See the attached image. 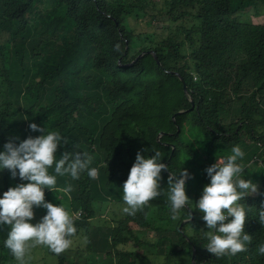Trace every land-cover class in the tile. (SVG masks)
Instances as JSON below:
<instances>
[{
	"label": "trees",
	"instance_id": "trees-1",
	"mask_svg": "<svg viewBox=\"0 0 264 264\" xmlns=\"http://www.w3.org/2000/svg\"><path fill=\"white\" fill-rule=\"evenodd\" d=\"M263 14L264 0H0V147L39 135L31 122L60 131L68 143L57 154L87 151L99 173L58 176V190L45 189V199L62 195L71 212L108 210L113 220L117 211L124 219L107 232L112 252L93 249L81 234L80 257L95 253L99 264H264L256 252L264 225L255 216L264 207V178L248 165L264 163V21L253 20ZM234 144L245 153L244 178L258 185L241 201L251 207L244 231L252 241L245 251L215 257L203 246L201 211L185 205L189 220H170L167 172L191 173L186 193L195 202L209 181L206 167ZM152 147L169 167L161 173L165 192L122 218L123 181L137 151L151 155ZM0 174V191L22 182L7 169ZM34 211L39 218L46 212ZM0 225V264H16L2 244L8 228ZM44 247V262L67 264Z\"/></svg>",
	"mask_w": 264,
	"mask_h": 264
},
{
	"label": "clouds",
	"instance_id": "clouds-1",
	"mask_svg": "<svg viewBox=\"0 0 264 264\" xmlns=\"http://www.w3.org/2000/svg\"><path fill=\"white\" fill-rule=\"evenodd\" d=\"M28 127L40 134L28 135L24 139L9 138L0 147V171L7 169L12 177L18 176L22 181L0 191V224L10 225L6 238L2 239L3 248L7 249L16 264H29L30 250L36 245H44L51 252L60 253L65 263L72 264L74 247L84 242L82 234L93 249L100 247L98 251L112 252L114 238L107 232L113 231L124 220H118L117 211H114L112 220L107 214L108 210L87 215L83 210L71 212L60 201L63 197H57L55 203L45 199V189L55 193L58 190V176L67 174L75 180L86 172L90 179L97 178V167L90 166L93 155L75 149H66L58 155V147L68 143L67 137L58 130L41 127L36 122L29 123ZM17 139L19 142H15ZM143 151L146 153L149 149ZM151 152V155H147L142 154L141 150L137 151L127 178L123 181L122 218L135 215L151 199L165 192V188L160 187L161 173L169 167L162 162L163 155L158 148L152 147ZM244 156L239 144H234L226 155H216L215 161L205 169L209 181L204 184L195 202L186 193V181L191 173L184 167L176 173L167 172L166 195L170 220L179 223L189 220L191 213L185 205L201 211V219L207 228L206 231H200L206 241L203 246L215 257L245 251L252 241L251 234L244 231L246 220L252 216L251 207L241 201L246 195L255 193L258 185L244 178ZM250 162L254 165V172L264 178V163ZM0 177V184L4 185L1 174ZM68 190V187L64 188V192ZM34 206L46 209L35 223L32 222ZM182 210H186V218L182 217ZM84 216H87L86 219ZM255 216L264 225V207L257 209ZM103 220L109 222L103 223ZM80 225L84 230L80 229ZM76 232L80 238L72 239ZM256 252L264 255V242L257 245ZM94 254L91 257L95 264H99Z\"/></svg>",
	"mask_w": 264,
	"mask_h": 264
},
{
	"label": "rangeland",
	"instance_id": "rangeland-1",
	"mask_svg": "<svg viewBox=\"0 0 264 264\" xmlns=\"http://www.w3.org/2000/svg\"><path fill=\"white\" fill-rule=\"evenodd\" d=\"M253 20L257 23H261L264 21V14L259 16V17H253ZM8 37L7 33H3L2 35V38L3 40H5L6 38ZM249 167L252 169V171L254 172L255 171V168H254V165L249 162ZM2 182V179L0 177V183ZM3 187L0 185V190H2ZM63 197L62 195H58V198H61ZM47 200H49L47 197H46ZM50 201V200H49ZM57 200H51V202L55 203ZM62 201V200H61ZM109 207H112L113 209L116 208V204L113 203H110ZM43 210V209H42ZM46 210V209H45ZM39 212H36L34 211V216L32 218V222L35 223L37 221L40 220L39 218ZM105 217V216H104ZM5 226L8 228H10V225H7L5 224ZM133 228H138V226L135 224V223H132L131 225ZM155 226H164V223H162L160 220H156L155 222ZM0 229L2 230V226L0 225ZM155 234H157V230L155 229H152L149 233V235H151L152 237L155 236ZM3 238L7 236V231H4L3 232ZM85 248V243L84 242H79V244H77L75 247H74V251H76L74 257L76 258L75 261H74V264H95L93 258L91 256H87V257H80V252H82ZM46 252H45V247L44 245H36L35 247H33L31 250H30V256H31V259L29 261V264H54V261L52 263H48V262H44L43 260V255H45ZM47 257H48V260L49 261H52L54 260V258L52 256H50L49 254H47Z\"/></svg>",
	"mask_w": 264,
	"mask_h": 264
},
{
	"label": "water",
	"instance_id": "water-1",
	"mask_svg": "<svg viewBox=\"0 0 264 264\" xmlns=\"http://www.w3.org/2000/svg\"><path fill=\"white\" fill-rule=\"evenodd\" d=\"M153 54L156 56V54H155V52H153ZM156 58H157V56H156ZM158 62H160L159 60H158ZM180 76V79L183 81V85H184V90H185V92H187V83H186V81L184 80V78H183V76H181V75H179ZM189 99H190V101H191V103H192V107L195 105V101H194V98L192 97V96H189ZM180 113L182 112V111H179ZM185 222V221H184ZM183 222V223H184ZM183 225V224H182Z\"/></svg>",
	"mask_w": 264,
	"mask_h": 264
}]
</instances>
